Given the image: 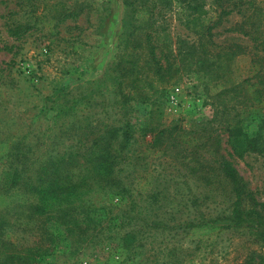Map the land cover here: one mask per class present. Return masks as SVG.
<instances>
[{
	"label": "trees",
	"instance_id": "16d2710c",
	"mask_svg": "<svg viewBox=\"0 0 264 264\" xmlns=\"http://www.w3.org/2000/svg\"><path fill=\"white\" fill-rule=\"evenodd\" d=\"M137 1L123 0L125 13L120 35L123 51L113 62L117 71V82L113 87L122 95V108H127L130 100L148 103L151 108L147 117L137 126L138 121L133 123V116L124 108L116 120L119 124L106 123L109 117L96 118L92 124L78 118L77 104L81 100L72 99L69 104H57L56 108L57 120H71V128H62L63 123L58 126L61 134L67 133L71 139L63 149L54 143L56 134L53 137L47 135L51 141L45 144L25 143L27 134L9 142L6 153L0 155V201H10V206L0 211V264H41V259L53 251L58 237L56 229L76 250L95 247L111 235L129 240L128 251L134 254L146 246L149 236L157 233L170 236L173 231V236L195 242L194 254L164 264H193L195 257H200V263L205 264L217 238L225 233L246 237L257 245L264 242V200L218 150L216 157L195 158V164L189 161L180 166L194 171L196 181L203 189L214 186L210 190L220 191L219 196L225 200L219 208L203 206L198 201L199 197L205 198L200 195L205 193L203 191L191 196L190 205L178 206L176 197L167 199L170 197L168 188L172 186L168 184L170 179L164 175L156 182L152 170H137V163L131 160L139 143L144 146L142 151L159 149L163 144L162 135L166 129L159 122L161 103L150 102L149 97L157 92L163 95V85L174 82L181 71L201 75L213 103L216 101L225 106L234 101L235 107L259 105L264 112V71L257 74L264 67L263 18L244 13L236 25L238 31L252 40L254 49L262 51L263 55L262 62L252 61L250 76L228 86L225 78L230 64L245 51L238 44L220 46L215 43L212 30L232 9H226L219 1L216 4L219 10L211 18L203 17L198 22L200 15L192 14L194 24L191 29L197 35L198 43L189 44L178 38L173 52L169 47L163 49L159 45L152 22L153 6L148 5L147 0L135 4ZM170 1L178 6L185 4V0H167V3ZM192 2L191 9L196 11L197 0ZM18 31L12 33L17 35ZM51 109L54 108L50 106ZM225 121H228L225 130L235 150L240 145L253 151L264 150L261 135L264 117L254 136H249L236 116L227 117ZM210 170H215V176H210ZM135 196H144L146 204L137 207ZM177 212L185 214L184 220L170 224V216ZM134 219L136 221L132 222ZM122 220L128 221L126 228ZM26 230L35 236L42 235L43 239L37 237L32 244H24L23 234L18 239L7 238L8 232L14 234ZM257 249L250 248L242 264H264V255Z\"/></svg>",
	"mask_w": 264,
	"mask_h": 264
},
{
	"label": "rangeland",
	"instance_id": "374dc122",
	"mask_svg": "<svg viewBox=\"0 0 264 264\" xmlns=\"http://www.w3.org/2000/svg\"><path fill=\"white\" fill-rule=\"evenodd\" d=\"M192 1L185 0V4L178 6L171 1L168 4L167 0H147L148 5L153 6L152 22L159 45L174 52L178 38L189 44L198 43V37L191 29L194 24L192 14L200 15L198 22L203 17L211 18L218 12L216 4L220 1L232 12L224 15L222 22L212 30L213 40L220 46L241 45L245 51L233 59L225 80L229 86L250 76L252 61L262 62L263 53L254 49L252 40L238 31L236 25L244 13H254L264 22V0H197L196 11L191 9ZM124 13L123 0H0V155L6 153L9 142L24 134H27L25 143L30 145L49 143L51 139L47 135L53 137L54 134V143L60 144L58 148L70 144V137L67 133L61 134L58 126L63 123L62 128H71V120H57L55 114L57 104H69L72 99L81 100L77 104L81 120L93 124L96 118L109 117L106 123L114 121L112 123L119 124L116 120L125 107L122 108V95L113 87L117 82L113 62L123 51L120 35ZM248 27L250 29V25ZM263 29L264 25L262 32ZM14 30H19L17 35L12 33ZM263 71L264 67L257 74ZM66 85L68 87L61 91L60 88ZM163 86V95L157 92L149 97L150 102L161 103L159 122L166 129L162 135L163 144L159 149L142 151L144 146L139 143L135 147L136 155L131 159L137 163L136 169L152 170L156 182L164 175L170 179L168 184L172 186L168 188L170 197L167 199L176 197L178 206L190 205L191 196L203 191L205 193L200 195L205 198L199 197L198 201L203 206L219 208L225 200L219 196L220 191L210 190L214 186L203 189L196 181L194 171L180 166L189 161L195 164V158L216 157L218 150L264 200V150L253 151L245 149L244 145L235 150L225 130L228 122L225 118L233 115L241 120L249 136H254L264 117L262 108L259 105L235 107L234 101L225 106L216 101L213 103L205 80L194 72L181 71L174 82ZM158 88L161 91L160 85ZM50 106L54 109L49 110ZM150 108L148 103L130 100L125 110L133 116L132 122L138 121L139 126ZM261 135L264 146V130ZM209 173L211 177L215 176V170ZM134 199L137 207L146 204L144 196H135ZM9 206L10 201H0V211ZM184 218L185 214L177 212L170 216L169 223L182 222ZM122 221L126 228L128 221ZM56 233L58 237L53 251L41 259V264H164L195 252L194 241L173 236V231L170 236L166 233L149 236L146 246L137 254L128 251L129 240H120L119 235H111L95 247L76 250L57 229ZM22 234L24 244H32L37 237L43 239L42 235L35 236L29 230L6 235L12 240ZM152 240L155 241L148 243ZM250 248H258L264 255V242L257 245L246 237L225 233L217 238L205 264H242ZM200 259L195 257L193 264H204Z\"/></svg>",
	"mask_w": 264,
	"mask_h": 264
}]
</instances>
